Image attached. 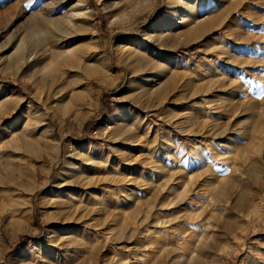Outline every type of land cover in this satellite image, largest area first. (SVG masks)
<instances>
[{"label": "rangeland", "instance_id": "rangeland-1", "mask_svg": "<svg viewBox=\"0 0 264 264\" xmlns=\"http://www.w3.org/2000/svg\"><path fill=\"white\" fill-rule=\"evenodd\" d=\"M259 53L264 0H0V264H264Z\"/></svg>", "mask_w": 264, "mask_h": 264}, {"label": "bare ground", "instance_id": "bare-ground-1", "mask_svg": "<svg viewBox=\"0 0 264 264\" xmlns=\"http://www.w3.org/2000/svg\"><path fill=\"white\" fill-rule=\"evenodd\" d=\"M83 2V1H82ZM82 5V4H81ZM82 9L83 10H86L87 8L84 6V5H82ZM210 21V20H209ZM49 27H51V23H47V22H42L41 23V25L39 26H36V27H30L27 31H26V33H25V35H24V37L21 39V41L19 42V44H18V46H17V50H15V53H14V56H13V58H12V63H13V61H15V62H17L19 59H22V57L24 56V58H25V56H29V55H31V54H33V55H35L36 54V52L37 51H40L41 52V50H42V48H43V44H44V41H43V39L41 38V35L43 36V33H44V31L46 30V29H48ZM203 26H201V28H202ZM35 37H38L37 39L35 38ZM23 49H25V51H22ZM42 52H44V50L42 51ZM259 55H261V53H259L258 54V56H255V58L258 60V59H260L261 57L259 56ZM42 57V56H41ZM44 57V56H43ZM48 57V58H47ZM46 57V59H45V65H44V69H46L47 71H49V72H53V71H55L51 66H52V64L55 62V60L57 61V58H56V56L54 55V54H52V52L48 55ZM68 57V56H67ZM64 58V57H63ZM69 59V57L68 58H66V60H68ZM261 59H263L262 60V65H264V55H262V58ZM65 60V59H64ZM65 60V61H66ZM59 61V60H58ZM61 61V60H60ZM262 67H264V66H262ZM55 73V72H54ZM52 74V73H51ZM238 86H240V85H238ZM257 86V85H256ZM260 87H262V85L260 84ZM264 87V86H263ZM259 92H261V90L259 91ZM205 206V205H204ZM204 209V208H203ZM203 209H201L202 211H201V213L200 214H202V213H205V215L204 214H202V216H204L203 218H201L200 217V215H198V214H196L195 215V218H197L198 220H197V222H192L193 221V217L190 215V216H188V223H191L190 224V226H193V227H197V225H200V223H203V222H205L204 220L206 219V218H208L207 216H208V213L207 212H204L203 211ZM195 212V211H194ZM211 212V211H210ZM196 213V212H195ZM194 214V213H193ZM211 213H209V215H210ZM192 219V220H191ZM21 220V219H20ZM20 220L18 219L17 220V222H16V225L17 226H19L21 223H20ZM191 220V222H189ZM140 225H141V223H138L137 224V231H136V235H138V236H140L141 235V233H142V229L140 230ZM201 226V225H200ZM191 232V231H190ZM192 233V232H191ZM194 233V232H193ZM195 234H196V232H195ZM140 239H142V238H140V237H138L137 238V240H136V242L138 243V242H140ZM171 248V247H170Z\"/></svg>", "mask_w": 264, "mask_h": 264}]
</instances>
